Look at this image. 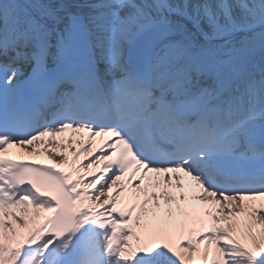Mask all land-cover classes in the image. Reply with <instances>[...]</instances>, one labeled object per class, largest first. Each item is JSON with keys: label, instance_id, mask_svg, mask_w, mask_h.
Here are the masks:
<instances>
[{"label": "snow or ice", "instance_id": "6c2138e0", "mask_svg": "<svg viewBox=\"0 0 264 264\" xmlns=\"http://www.w3.org/2000/svg\"><path fill=\"white\" fill-rule=\"evenodd\" d=\"M0 264H264V0H0Z\"/></svg>", "mask_w": 264, "mask_h": 264}]
</instances>
